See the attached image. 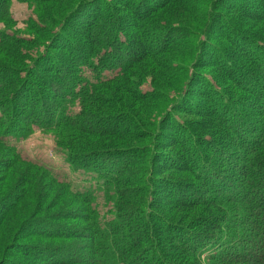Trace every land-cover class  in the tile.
Returning <instances> with one entry per match:
<instances>
[{
    "label": "trees",
    "instance_id": "16d2710c",
    "mask_svg": "<svg viewBox=\"0 0 264 264\" xmlns=\"http://www.w3.org/2000/svg\"><path fill=\"white\" fill-rule=\"evenodd\" d=\"M15 1L41 18L0 30V264H264V0L193 29L180 0Z\"/></svg>",
    "mask_w": 264,
    "mask_h": 264
},
{
    "label": "rangeland",
    "instance_id": "374dc122",
    "mask_svg": "<svg viewBox=\"0 0 264 264\" xmlns=\"http://www.w3.org/2000/svg\"><path fill=\"white\" fill-rule=\"evenodd\" d=\"M67 1L68 0H62L61 2L65 4ZM74 1L75 0H73V2ZM180 1H181L180 4H178L174 8L171 7L168 11V16L174 18L171 20L172 26H180L190 29H193L194 27L197 28L199 23L193 22L192 20H196L197 14H201L202 16L205 7H207L208 4H210L211 0H180ZM64 4H62L60 7H62ZM192 6L194 7L192 8ZM40 10L41 9L38 8L34 3L18 2L15 0H11L10 16L13 19L14 24L11 23L9 28H6L4 25L0 24V30L6 31L11 35L15 34L17 36L24 37L25 35L24 24L26 23L25 21H27L28 19L38 20L39 18H41V16L39 15ZM57 12L60 13V11L58 10ZM198 30H203L202 26L201 27L199 26ZM198 30H197V34H201L202 32H198ZM178 50L180 51L182 50L181 51L182 54H190L189 51L185 48ZM23 51L25 52V50ZM179 72H181V69L173 71L172 74L177 75ZM147 83L150 82L147 81ZM143 89L144 90L149 89L148 85H145ZM16 147L19 153L24 158L32 162H38L49 166L53 170V173L55 175L61 176L63 175V173H66L67 175L69 174L68 167L62 164L63 161L61 158L62 157L61 153L57 151L55 147L54 139L51 135L35 132L27 140L18 142L16 144ZM102 204H103V200L102 201L99 200V205H100L99 211L101 212L105 208V206H103Z\"/></svg>",
    "mask_w": 264,
    "mask_h": 264
}]
</instances>
